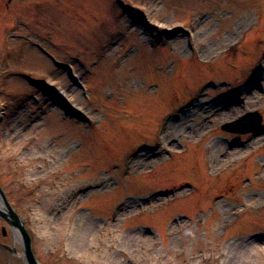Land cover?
Returning a JSON list of instances; mask_svg holds the SVG:
<instances>
[{
	"label": "rangeland",
	"instance_id": "374dc122",
	"mask_svg": "<svg viewBox=\"0 0 264 264\" xmlns=\"http://www.w3.org/2000/svg\"><path fill=\"white\" fill-rule=\"evenodd\" d=\"M0 184L43 264H264V0L0 4Z\"/></svg>",
	"mask_w": 264,
	"mask_h": 264
},
{
	"label": "water",
	"instance_id": "95a60500",
	"mask_svg": "<svg viewBox=\"0 0 264 264\" xmlns=\"http://www.w3.org/2000/svg\"><path fill=\"white\" fill-rule=\"evenodd\" d=\"M263 116L257 111H248L239 118L228 121L222 125L223 129L232 132H250L257 131L262 124ZM0 199L4 207H0V214L10 223L11 227L21 237V243L24 247V257L28 264H43L36 256L32 246V236L26 227L25 220L19 215L15 207L9 201L3 187L0 184ZM6 233L5 228L3 229ZM0 245L9 251L15 252L16 248L9 244L0 242Z\"/></svg>",
	"mask_w": 264,
	"mask_h": 264
},
{
	"label": "bare ground",
	"instance_id": "6f19581e",
	"mask_svg": "<svg viewBox=\"0 0 264 264\" xmlns=\"http://www.w3.org/2000/svg\"><path fill=\"white\" fill-rule=\"evenodd\" d=\"M193 24H195V21L193 22ZM196 30V29H195ZM62 95L63 96H66V94L65 93H62ZM35 123V122H34ZM33 123V124H34ZM159 148H158V151H159V155H163L162 153H163V151L165 150V137H164V132H163V134H162V136H161V138H160V140H159ZM0 207H4L3 206V203L2 202H0ZM17 235V240L18 241H20L21 242V237H20V235L17 233L16 234Z\"/></svg>",
	"mask_w": 264,
	"mask_h": 264
},
{
	"label": "flooded vegetation",
	"instance_id": "af4514ba",
	"mask_svg": "<svg viewBox=\"0 0 264 264\" xmlns=\"http://www.w3.org/2000/svg\"><path fill=\"white\" fill-rule=\"evenodd\" d=\"M0 4L3 5L5 12L9 14L16 7L17 0H0Z\"/></svg>",
	"mask_w": 264,
	"mask_h": 264
}]
</instances>
